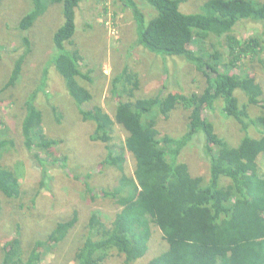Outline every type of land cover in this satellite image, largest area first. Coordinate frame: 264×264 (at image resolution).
Listing matches in <instances>:
<instances>
[{"label":"trees","instance_id":"trees-1","mask_svg":"<svg viewBox=\"0 0 264 264\" xmlns=\"http://www.w3.org/2000/svg\"><path fill=\"white\" fill-rule=\"evenodd\" d=\"M30 1L17 27L20 47L26 50L15 59L3 91L19 82L32 53L26 32L47 14L49 1L62 7L64 23L53 33L55 50L49 67L25 100L21 127L4 133L8 126L0 120V219L7 207L5 199L24 200L17 171L9 162L11 155L19 149L29 152L30 160L42 167L41 186L48 163L40 154L65 168L70 160L68 152L62 161L55 156L52 149L63 147L64 140L43 131L47 114L37 105V96L45 92L54 69L82 121L94 125L91 141L105 145L107 154L90 171L100 174L109 167L120 171L115 185L99 192L113 200L117 212L110 221L98 212L86 219L80 243L74 245L75 264H107L112 251L126 264H134L147 255L154 231L161 232L164 249L146 264H264V173L259 164L264 155V82L259 74L264 73V0H202L192 13L182 10L190 0H142L141 4L118 0L123 11L132 13L136 40L125 44V65L115 64L109 88L114 116L94 102L88 85L95 79L91 71H83L85 55L76 42L82 0ZM242 22L261 25L263 32L241 38L237 34ZM141 51L149 77L156 80L161 74L163 79L152 96L139 93L143 83L136 57ZM154 57L163 58L164 64L169 59L184 64H175L172 70L165 64L161 69ZM245 61L249 66L243 67ZM185 64L197 72L194 83L199 82V90L189 92L182 85L188 75L182 72ZM154 74L159 76L153 78ZM220 100L224 102L221 112L240 128L237 141L223 136L212 120ZM51 108L54 123L60 125L66 114L60 107ZM179 109L186 113L184 132L163 131L160 124L170 121ZM252 129L260 136L253 137ZM195 140L201 144L210 176H194L183 160L185 149ZM129 153L135 160L133 174L125 167ZM85 185L94 194L90 182ZM38 195L37 189L32 203L38 202ZM79 221L76 211L70 219L61 217L51 232L38 234L28 244L22 237L24 227L18 224L16 236L3 246L0 264H39L44 253L60 246Z\"/></svg>","mask_w":264,"mask_h":264},{"label":"rangeland","instance_id":"rangeland-1","mask_svg":"<svg viewBox=\"0 0 264 264\" xmlns=\"http://www.w3.org/2000/svg\"><path fill=\"white\" fill-rule=\"evenodd\" d=\"M139 2L141 4L142 0ZM30 3V0H0V120H4L8 126L7 129L3 130L4 133L15 132L17 127H21L26 113L23 107L25 100L36 91L42 71L49 67L48 60L55 50L53 41H51L53 40V33L64 23L62 7L49 1L47 14L38 21L34 28L26 32L31 41L32 53L25 61L19 82L13 89L3 91V86L12 74L15 59L26 50L20 47L21 30L17 27L23 15L30 9ZM119 5L118 0H82L76 20V42L85 55L83 71H91L90 76L95 79L88 87L94 92V102L99 103L112 116L115 112L113 109L115 102L109 88L116 73L115 64L121 65L123 63V66L125 65L126 61L123 59L125 44L127 43L128 46L129 43L136 40L132 13L123 11L122 6ZM201 5L202 0H190L182 6V10L186 13L196 12ZM262 32L261 25L242 22L238 27L237 35L245 38L254 33ZM136 59L141 65L143 83L139 93L152 96L162 86L161 74V80H153L149 77L148 68L143 66L141 62L144 60L142 51L139 52ZM156 61L160 64L161 69L166 64L170 70L175 64H184L177 59H169V62L164 64V59L160 57L154 60V62ZM245 62L243 67L248 65V61ZM182 70L188 74L182 83L185 85L186 91L199 90V82L194 83L198 77L197 72H193L188 64H185ZM188 70L192 73H188ZM259 74L264 82V73L259 72ZM158 76L159 74H154L153 78ZM179 78L182 79L183 76L180 75ZM223 104L222 100L216 104V112L213 113L212 120L223 136L231 141H237L241 135L240 128L221 112ZM37 105L47 114V119L42 126L43 131L51 138L64 140L63 147H60L59 144L56 151L54 148L52 151L59 161L64 159V152H68L70 160L66 161L67 168H65L66 166L63 167L61 163L58 165L49 163V160L53 158L46 154H40L41 158L46 159L48 163L47 178L44 179L41 186L42 167L36 161H31V155L27 150L19 149L17 153L9 157V162L17 171L18 179L25 194H23V202L19 203L16 202L17 199L4 198L6 201L3 203L7 207H5L0 219V262L3 246L7 240L16 236L18 224L23 225V241L28 244L38 234L51 232L59 218L70 219L76 211L80 215V221L76 227L60 246L45 252L42 261L39 263L75 264L74 245L80 243V237L85 232L86 219L91 213L98 212L106 221H110L117 212L113 200L99 196V192H101L100 188L113 187L120 171L118 172L111 167L100 174L90 171L99 165L107 154L105 145L91 141L90 137L93 134L94 125L82 121L76 102L67 92L62 78L54 69L50 70L45 92H40L37 96ZM53 105L56 108L60 107V110L66 114L60 125L54 123L56 115L52 113L51 106ZM185 114L179 109L170 121L161 123L160 127L163 131L173 135L184 132ZM251 134L253 137L260 136L253 129ZM122 135L124 138V134ZM21 143L20 141V145ZM185 151L183 160L189 164L191 173L194 176L206 177L208 174L210 176L209 165L202 154L200 142L191 143ZM259 158L261 173H264V155ZM125 167L129 174L134 173L135 160L130 153ZM85 181L90 182L95 188L94 194L87 192ZM37 189L39 190L38 202L34 204L31 200L34 199ZM0 198L3 199L1 194ZM157 232L161 234L160 231ZM160 234H156L154 231L153 241L147 255L134 264H146L161 253L164 245ZM107 264L126 263L120 254L112 251Z\"/></svg>","mask_w":264,"mask_h":264}]
</instances>
